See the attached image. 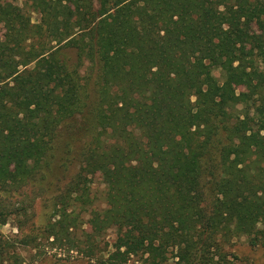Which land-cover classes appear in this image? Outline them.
<instances>
[{"label": "trees", "instance_id": "16d2710c", "mask_svg": "<svg viewBox=\"0 0 264 264\" xmlns=\"http://www.w3.org/2000/svg\"><path fill=\"white\" fill-rule=\"evenodd\" d=\"M30 1L0 0V191H49L74 162L41 233L70 241L86 212L85 242L113 228L90 264L264 248V0ZM20 213L1 202L0 224ZM16 245L0 233V264Z\"/></svg>", "mask_w": 264, "mask_h": 264}, {"label": "rangeland", "instance_id": "374dc122", "mask_svg": "<svg viewBox=\"0 0 264 264\" xmlns=\"http://www.w3.org/2000/svg\"><path fill=\"white\" fill-rule=\"evenodd\" d=\"M3 1L23 8H28L27 4L31 2L30 0ZM39 18L38 12L31 13L33 22L39 21ZM2 34L3 26L0 24V37ZM67 54L71 61L75 60L74 51L69 50ZM215 74L218 75V72L215 71ZM72 169H74V162L68 172L60 171L56 178L55 176L50 178L49 191L41 193L34 186H29L24 191L15 194L0 191V203L16 206L23 204L27 208V215L12 214L7 217L4 224H0V233L16 241V252L19 253L23 264H90L98 258L105 257L113 250L112 242L115 239L113 228L108 229L99 237L93 236L92 242H85V232H91L90 217L87 212L81 215L78 225L69 233L70 241L64 239L53 244L52 238L46 239L41 233L44 224L50 220L52 214L51 196L62 187ZM92 192L98 195L94 205L97 208L104 207V184L98 176L93 178L91 185V195L94 196ZM34 235L36 236L34 241H29L26 245L17 242L25 238L29 240ZM222 255L228 260V264H264V248L251 246L246 236L233 237L224 243ZM167 256L166 261L160 264H176V257H170V253ZM125 264H150V262H145L139 256L131 255Z\"/></svg>", "mask_w": 264, "mask_h": 264}]
</instances>
